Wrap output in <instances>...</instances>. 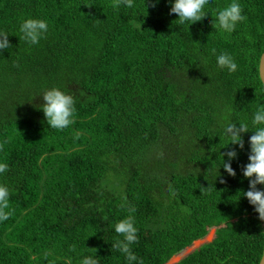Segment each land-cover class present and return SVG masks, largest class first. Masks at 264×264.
Masks as SVG:
<instances>
[{"label": "trees", "instance_id": "obj_1", "mask_svg": "<svg viewBox=\"0 0 264 264\" xmlns=\"http://www.w3.org/2000/svg\"><path fill=\"white\" fill-rule=\"evenodd\" d=\"M115 3L0 0L10 42L0 50V162L9 166L0 183L12 211L0 223V264H80L93 253L127 264L112 248L126 207L136 210L131 248L143 264H167L212 229L211 242L175 264H259L264 221L239 196L254 130L241 134L243 149L217 134L222 118L239 126L264 106V0H239L246 20L230 35L213 27L230 0H212L190 26L177 24L170 0ZM24 18L48 21L38 45L20 39ZM221 53L235 72L217 68ZM51 87L76 100L63 130L41 107ZM231 149L235 176L219 168Z\"/></svg>", "mask_w": 264, "mask_h": 264}, {"label": "clouds", "instance_id": "obj_2", "mask_svg": "<svg viewBox=\"0 0 264 264\" xmlns=\"http://www.w3.org/2000/svg\"><path fill=\"white\" fill-rule=\"evenodd\" d=\"M158 2V0H157ZM170 14H177L178 25L188 26L203 21L208 15L206 9L211 5L212 0H170ZM114 7L123 6L126 9L134 7V0H116ZM213 27L221 34L230 35L235 31L237 25L246 20L239 0H230L225 6L220 8L214 15ZM49 31V23L43 18H24L19 23V32L22 38L29 45H38L45 38ZM8 34L0 31V50L10 47ZM215 55V49H212ZM216 66L220 70L226 69L229 73L237 70V63L228 53H221L216 56ZM42 109L50 128L63 130L68 128L74 121L76 113V100L73 95L62 90L59 87H51L42 92ZM237 123L222 118L217 134L221 139L227 142L223 147L229 144L237 145L243 149L242 133L254 130V134L249 138L250 153L249 162L243 168V176L249 178V189L239 193L248 199L250 205L259 214V219L264 221V189H259L257 185H264V106H259L252 113L250 122L239 121ZM215 135V136H217ZM237 151L231 149L220 157V164L223 169L232 176H235V170L231 167V161L237 157ZM225 156L227 159L225 160ZM8 164L0 162V176L8 171ZM217 175L214 176V179ZM11 189L7 184L0 183V223L10 219L12 211L10 209ZM239 199V197H238ZM234 199V200H238ZM126 207V205H122ZM127 215L114 224L115 233L121 237L112 243V248L119 251L124 256L127 264H143L131 246L138 241V228L135 224V208L126 207ZM264 261V255L260 258ZM55 264V261H52ZM80 264H99L96 255H83Z\"/></svg>", "mask_w": 264, "mask_h": 264}, {"label": "rangeland", "instance_id": "obj_3", "mask_svg": "<svg viewBox=\"0 0 264 264\" xmlns=\"http://www.w3.org/2000/svg\"><path fill=\"white\" fill-rule=\"evenodd\" d=\"M215 231H216V229H212L210 231V233L204 239L195 241L192 246H190L189 248H187L181 254L174 256L167 264H175V263L179 262L187 254H189L190 252H192L193 250L199 248L200 246H202L205 243L211 242L214 239V237H215Z\"/></svg>", "mask_w": 264, "mask_h": 264}, {"label": "water", "instance_id": "obj_4", "mask_svg": "<svg viewBox=\"0 0 264 264\" xmlns=\"http://www.w3.org/2000/svg\"><path fill=\"white\" fill-rule=\"evenodd\" d=\"M259 69H260V77H261V80H262V82L264 84V52H263V54L261 56ZM263 255H264V253H263ZM261 264H264V261H261Z\"/></svg>", "mask_w": 264, "mask_h": 264}]
</instances>
